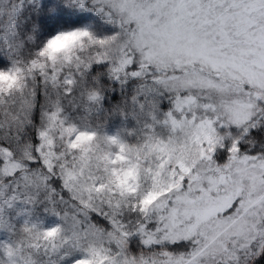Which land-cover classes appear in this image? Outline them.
<instances>
[{"label": "snow or ice", "instance_id": "1", "mask_svg": "<svg viewBox=\"0 0 264 264\" xmlns=\"http://www.w3.org/2000/svg\"><path fill=\"white\" fill-rule=\"evenodd\" d=\"M0 264H264V0H0Z\"/></svg>", "mask_w": 264, "mask_h": 264}]
</instances>
